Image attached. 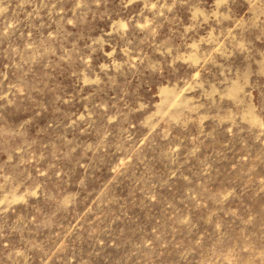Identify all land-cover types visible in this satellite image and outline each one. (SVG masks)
I'll return each mask as SVG.
<instances>
[{"label": "rangeland", "instance_id": "374dc122", "mask_svg": "<svg viewBox=\"0 0 264 264\" xmlns=\"http://www.w3.org/2000/svg\"><path fill=\"white\" fill-rule=\"evenodd\" d=\"M0 264H264V0H0Z\"/></svg>", "mask_w": 264, "mask_h": 264}]
</instances>
